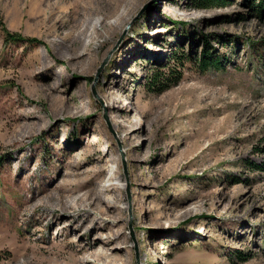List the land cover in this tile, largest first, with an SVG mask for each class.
I'll use <instances>...</instances> for the list:
<instances>
[{"label": "rangeland", "instance_id": "374dc122", "mask_svg": "<svg viewBox=\"0 0 264 264\" xmlns=\"http://www.w3.org/2000/svg\"><path fill=\"white\" fill-rule=\"evenodd\" d=\"M229 1L0 0V264H73L49 196L77 187L113 203L81 229L111 264H264V0Z\"/></svg>", "mask_w": 264, "mask_h": 264}, {"label": "bare ground", "instance_id": "6f19581e", "mask_svg": "<svg viewBox=\"0 0 264 264\" xmlns=\"http://www.w3.org/2000/svg\"><path fill=\"white\" fill-rule=\"evenodd\" d=\"M75 3H78L80 5V7L83 9L86 7H84V5L81 6L80 2H82L83 0H74ZM86 0H84L85 2ZM89 2H95L97 1L96 3V6L97 8H101L100 5H102V8L103 10L107 11V12H111V11H114L115 13L117 12V7H118V4L120 3V0H87ZM38 2V1H37ZM45 2V0H44ZM47 2V1H46ZM63 4V3H62ZM40 5V4H39ZM77 5V4H76ZM95 5V4H93ZM93 5H90L91 7ZM49 7V6H48ZM59 7V6H58ZM78 7V8H80ZM66 8V7H65ZM64 8V9H65ZM38 9V8H37ZM44 9H45V6H44ZM89 9V8H88ZM53 10V9H52ZM43 11V10H41ZM67 12V11H66ZM86 12V11H85ZM45 13V12H44ZM47 13V12H46ZM59 13V12H58ZM64 13V12H63ZM42 14V13H41ZM78 14V13H77ZM72 15V14H71ZM90 14H86V17H82V19H80L78 22L75 21V19H71V22L74 21L75 23L71 25V32H69V36L72 37V40L73 42H75L76 40H80L81 39V36H85L86 33H87V28L88 26L91 24V19L89 17ZM58 16V15H57ZM73 16V15H72ZM76 17V16H75ZM79 18V17H78ZM124 18V14L122 12H119L118 15H117V18H116V21L114 23H111L110 25H108L109 28H112V27H117L119 26V24L122 22ZM69 20V19H68ZM70 22V23H71ZM67 23V22H66ZM81 25V29H77V26L78 24ZM70 25V24H69ZM98 26V25H97ZM96 33H94V35H91L89 34L88 36L86 35V37H88V46L90 45V42L93 38L96 37L95 35ZM99 34V33H98ZM85 37V39H86ZM83 38V37H82ZM82 41V40H80ZM81 43V42H80ZM71 44V43H70ZM73 44V43H72ZM74 45V44H73ZM84 46V44H82ZM78 47V46H77ZM77 48H75L73 51H74V54H75V51H76ZM80 50V49H79ZM78 52V51H77ZM75 55H78L77 53ZM73 56V55H72ZM114 95V94H113ZM72 169V168H71ZM102 171V170H101ZM65 175V174H64ZM70 175V174H69ZM74 175H78V172H75ZM94 179V178H93ZM93 181V180H92ZM96 181V180H95ZM79 182V181H78ZM65 183L68 184V185H73L75 182L74 180H65ZM100 183V182H99ZM87 187V186H86ZM89 187V186H88ZM99 187V186H98ZM46 189V188H45ZM110 189V188H109ZM62 190V189H61ZM82 190V189H81ZM103 190H108L107 187H104ZM43 191V190H42ZM80 187H77V188H74V189H71L67 194H65L63 197H61V193L58 192V197L57 196H49L51 198V202L54 206H57L59 205L58 207H61L63 209H72L73 212L69 215V218H70V221L68 222V226H70L71 224H73L75 226V228L72 230L75 232H79L80 233V239L77 241V242H74L72 240V238H69L65 243L66 245L68 246V250H69V253L70 255L72 256V263L73 264H91L90 260H87L86 259V256L88 255H95L97 253H99V255H101L102 257H107V259H105V264H111V263H115L118 259H120V254L118 255L116 252L110 256V255H107V253L102 250V249H98V248H95V249H92V250H83L84 249V246L86 244L88 245H95L97 242H102L101 240H99V238H96V239H90L88 237L87 238H84V235L85 233L84 232H81V229L82 227H85L87 224H89L90 226V229H94V228H102L103 229V226H101V224L98 223V220L93 218V216L91 215V211H90V206H93V209H99L100 212H101V216L99 218H103V215H107L108 216V213L106 211H102L101 208H103L104 206H107V209H109L110 207L113 206V203H110L107 202L106 200V197L104 196V194L102 193V191L98 190L97 188H86L85 190H83L82 192L80 191ZM112 191V190H111ZM104 192V191H103ZM49 193H51V189L47 191V195H49ZM44 195V194H43ZM42 195V196H43ZM55 195V194H54ZM37 196V195H36ZM46 196V195H45ZM34 198V197H33ZM39 198V197H38ZM41 198V197H40ZM43 199V198H42ZM36 200V199H35ZM46 200V199H45ZM42 200L41 201V204H47L46 201L48 200ZM40 201V199H39ZM82 203V207L85 205V206H88V208L86 207H83L82 209L78 210V211H74L76 210L75 208H77V206H80V204ZM38 204V203H37ZM84 204V205H83ZM115 204V203H114ZM48 205V204H47ZM37 207V206H36ZM24 208V207H23ZM47 208V206H46ZM47 210V209H46ZM71 212V211H70ZM116 213V212H115ZM69 214V213H68ZM42 215H45V213L43 212ZM112 215H110L111 217ZM39 219V218H38ZM109 227V226H108ZM72 233V232H71ZM111 238H107L105 243L106 244H109L111 242ZM104 242V241H103ZM54 243V242H53ZM89 247V246H88ZM61 250V249H60ZM78 251L79 253V256H76L75 253ZM76 251V252H75ZM56 252V251H55ZM77 253V254H78ZM83 253H88V255L86 254H83ZM61 254V252H60ZM58 256V255H57ZM97 259V258H96ZM123 262V261H122ZM120 264V263H119Z\"/></svg>", "mask_w": 264, "mask_h": 264}, {"label": "trees", "instance_id": "16d2710c", "mask_svg": "<svg viewBox=\"0 0 264 264\" xmlns=\"http://www.w3.org/2000/svg\"><path fill=\"white\" fill-rule=\"evenodd\" d=\"M195 6L199 7V6H206V5H216V4H224L225 6L228 5L230 3L229 0H195ZM264 7V5L262 3H258V5L256 6L257 11H260V9L262 10V8ZM20 36L18 34L15 33H5V38L6 40L10 39V40H14V41H21V40H25L27 43H33L36 41L35 38H24L21 39L19 38ZM206 55V54H204ZM220 63V60L216 57H208V56H203L202 58H200V60L198 61V65L200 68L205 69V68H209V67H218ZM152 81V82H151ZM150 81V83H152L149 88H153V86H156L157 88L163 87L164 85L161 86H157V84L153 83L155 81V74L152 76V80ZM163 89H160L159 91H161ZM246 259L245 257L241 258Z\"/></svg>", "mask_w": 264, "mask_h": 264}]
</instances>
